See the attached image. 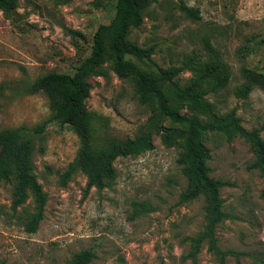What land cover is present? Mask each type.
I'll return each instance as SVG.
<instances>
[{
	"label": "rangeland",
	"instance_id": "1",
	"mask_svg": "<svg viewBox=\"0 0 264 264\" xmlns=\"http://www.w3.org/2000/svg\"><path fill=\"white\" fill-rule=\"evenodd\" d=\"M116 1L18 0L13 18L0 10V131L19 128L32 138L34 172L48 194L44 218L29 232L38 211L34 195L16 206L14 182L2 184L0 264H69L85 249L96 253L90 264H264V175L249 167L255 151L241 135L210 131L203 137L210 174L228 182L220 190L225 216L216 228L218 245L245 252L240 263L233 254L223 259L207 240L194 254L195 239L209 223L208 195L182 198L189 186L183 147L167 145L162 130L152 134L153 150L117 158L116 177L103 189L87 191L80 170L65 177L80 138L51 118L49 96L31 86L49 71L74 73L99 25L114 17ZM184 6L199 8L200 18ZM128 41L152 49L145 60L127 55L143 68L183 67L173 79L181 86L196 79L201 66L221 64L230 80L218 90L205 81L206 99L221 114L236 109L242 124L264 137V87L249 74L264 75V0H151ZM103 68L92 76L87 99L98 115L95 145L134 138L154 114L130 78L120 77L111 62ZM162 123L173 126L169 119Z\"/></svg>",
	"mask_w": 264,
	"mask_h": 264
},
{
	"label": "trees",
	"instance_id": "2",
	"mask_svg": "<svg viewBox=\"0 0 264 264\" xmlns=\"http://www.w3.org/2000/svg\"><path fill=\"white\" fill-rule=\"evenodd\" d=\"M17 1L0 0V10L7 18L14 17ZM55 1L67 3L71 0ZM150 3L151 0H117L114 17L109 23L99 25L91 52L77 66L75 72L49 71L32 83V90L45 92L51 101V118L71 126L78 134L79 151L65 177L68 178L78 170L84 172L88 178L87 191L93 187L103 189L109 180L116 177L114 163L117 158L153 150L154 132L164 131V141L169 146L180 143L183 147L180 162L184 164V171L189 179V186L182 198L190 200L202 193L208 195L209 223L206 230L195 239L194 254L199 252L202 243L207 240L210 243L209 248L223 259L226 255L233 254L240 263L245 252L225 251L218 245L216 228L225 216L220 190L228 182L210 174L209 148L203 137L210 131L223 134L229 139L237 135L245 137L251 143L256 156L249 167L258 169L263 175L264 137L258 128H246L236 109L221 114L215 110L214 104L206 99L208 91L204 87L205 81L210 80L212 89L218 90L230 80V71L221 64H212L210 70L201 66L199 76L191 83L181 86L173 79L183 67L173 66L154 71L143 68L127 58V55H132L145 60L152 53L151 48H143L128 41L131 29L144 23V14ZM184 7L191 16L200 18L199 8ZM107 62L112 63L120 77L133 81L139 100L151 105L154 114L150 117L146 130L134 138L121 141L112 139L104 145H95L94 123L98 115L88 108L87 99L92 89V76L103 74V67ZM249 74L254 83L264 87V75L252 71H249ZM246 89H251V85L247 84ZM2 93L1 85L0 95ZM163 119H169L173 126H164ZM176 130L182 132L180 137L174 133ZM33 151L32 138L21 129L0 131V187L4 183L14 182L16 206L28 198L29 192L34 195L37 203L38 211L26 226L29 232H36L39 228L48 200V194L34 172ZM95 257L93 249H85L77 253L69 264H90ZM261 261L264 263V259Z\"/></svg>",
	"mask_w": 264,
	"mask_h": 264
}]
</instances>
